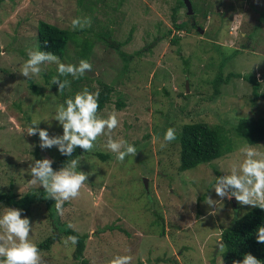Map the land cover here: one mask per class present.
Segmentation results:
<instances>
[{
    "label": "rangeland",
    "instance_id": "rangeland-1",
    "mask_svg": "<svg viewBox=\"0 0 264 264\" xmlns=\"http://www.w3.org/2000/svg\"><path fill=\"white\" fill-rule=\"evenodd\" d=\"M198 2L211 7L210 19H204L199 12L197 19L204 32L193 30L187 34L171 23L175 0H0V51L6 53L0 56V67L6 69H0L1 193L21 196L41 188L29 183V165L35 160L32 153L39 148V142L33 139L38 135H27V108L16 117L8 112L9 105L30 97L31 84L46 85L41 83L45 80L43 72L57 70L55 63H45L41 73L31 79L20 74L21 65L28 59L27 49H39V23L72 29V19L96 17L95 33L107 29L123 43L121 51L134 55L129 72H123L124 62L117 50L96 41L92 33L94 48L89 63L96 73L94 78L117 84L111 104L99 116L107 118L117 113L120 123L111 133L112 139L128 141L137 149V155L120 163L111 153L112 158L106 162L95 159L96 165L85 157L80 159L86 167L79 164L77 168L89 174L88 180L76 199L64 203V215L58 216L69 228L89 236L84 255L89 264H107L117 255L131 256V264H174L175 259L179 264H224V249L217 250L223 230L237 216L254 208L237 202L235 206L232 199L226 198L216 207L205 202L207 195L220 199L212 190L215 177H219L217 172L230 174L232 165L242 159L237 150L248 143L236 133L239 121L264 119V100H254L253 83L246 79L255 78L259 93H264V0H192L193 6ZM184 8L178 13L180 23L187 19ZM212 30L220 31L217 43L223 52L230 55L239 51L223 69L221 53L209 46L212 40H208V33ZM175 36L180 37L178 44L173 42ZM158 37L164 38L137 55ZM70 51L72 56L73 48ZM73 62L78 64L79 60ZM229 73H239L242 78L233 77L228 83L218 78ZM155 80L162 86L158 87ZM216 81L223 85L217 97ZM187 82L189 98L177 99L187 90ZM94 86L99 87L97 83ZM30 99L31 107L36 106V98ZM45 99L44 121L48 118L47 125L55 130L49 134L62 135V127L53 120L61 102L54 94ZM120 99L125 102L122 110L116 106ZM170 102L174 105L170 106ZM181 103L184 109L179 112ZM169 116L176 124V132L189 121L220 126L227 139L226 154L180 172V145L173 141L161 147ZM106 140L107 136L102 135L96 145L98 151L109 154L103 147ZM253 147L264 153V142ZM50 150H41L42 157L57 160L61 155L57 148ZM143 178L148 179L149 194ZM4 207L8 206L0 204V215ZM24 217L30 220V238L36 245L54 234L45 202L32 204L29 215L22 212ZM109 226L117 229L104 232ZM63 238L50 250L41 251L45 264H81L74 259L75 248L65 247Z\"/></svg>",
    "mask_w": 264,
    "mask_h": 264
},
{
    "label": "trees",
    "instance_id": "trees-1",
    "mask_svg": "<svg viewBox=\"0 0 264 264\" xmlns=\"http://www.w3.org/2000/svg\"><path fill=\"white\" fill-rule=\"evenodd\" d=\"M175 2L176 6L173 8V12L171 15V23L177 30H186L189 33L192 32V30L195 28L192 25V22L188 21L187 19V22H185L186 20L182 21L181 23L179 22L180 18L178 13L179 10L184 7L183 1L175 0ZM194 9L197 14L200 12L203 18L206 19L211 7H205V5H201L198 2L194 5ZM91 19L92 24L90 27H85L83 30L77 29L75 31H73L72 29H64L59 27L58 25L41 21L38 25L39 50L54 53L60 58L61 62L65 64L74 63L73 61L78 60H87L89 62L94 48V40L92 39L93 33L94 36L97 38L95 39L96 41L98 40L99 42L106 45V47H110L117 50V52L121 56L122 61L124 62V67L122 71L129 72V62L134 59V55H127L126 53L121 51L123 43L116 41L113 38L112 33L109 32L107 29L101 28L100 26L101 29L100 31H98L99 33H95V26L97 22L94 19H96V17H91ZM194 21L197 22V24L201 25V23L197 21V16L194 17ZM201 27L203 28L202 25ZM171 33L172 30H169L168 34L170 35ZM219 33H214L212 30V33H208L211 34L208 40H212V42H209L211 50H215L217 53H221V69H223V67L226 66L228 61L232 60V58L235 57L239 53V51H234L230 55H227L225 52H223L221 46L217 43V39L219 38V36H221V34ZM162 38L164 37L156 38L151 45L147 46L144 50L139 51L137 55L141 56L144 51L150 50L149 48L152 46H156ZM179 41L180 37L175 36L173 42L175 44H178ZM70 47L73 48L72 56L70 54ZM21 54L26 53L22 51ZM185 65H188L187 61H185ZM0 69L2 72L6 71L5 67H0ZM43 74L45 75V80L41 83H46V85L40 86L37 83H33L31 84V91H28V95L30 97L32 96L33 98H36L38 102L37 105L31 107L32 102L30 97L27 99L23 97V100L15 101L11 105H9L8 112L11 114V117H16L18 113L21 114L22 111L27 108L26 113L24 114L27 117L26 121L28 122V124L25 123V125L29 127L33 124V122H35L38 124L37 127H39L40 129H46L48 132L52 131V133H55V130L51 127V125H47L46 120L48 118H46L44 121V115L42 113L43 109L45 108H43L42 104L44 102L46 103L45 96H52V94H54L55 96L57 95L59 98L58 101L63 103L65 99L70 96H73L76 92L81 91L85 87L88 88L90 92L98 91V114L100 115L106 109V107L111 104L112 96L116 92L117 84H114V82L110 84L106 80L100 81L98 80V78H92L89 74L86 73L79 79H73L71 76L60 77L61 80H64L66 78L71 82L70 87L66 88L60 95L58 94L57 86L53 85L51 82L52 77L58 75L57 70H51L47 74L43 72ZM233 77L241 78L242 76L234 73H229L227 76H225L224 74H222V76H218L220 81H224V83H228ZM246 79L249 82L253 83L254 100H264V93H259L260 85L257 83L256 79L252 77ZM220 81H216L217 84L215 86V96L216 94H219L218 96H220L221 88L223 87L222 82ZM94 83L98 84V89H96ZM184 92L180 93L177 99L181 100V98L184 97L188 99L189 95L186 94L187 90L185 89ZM165 93L167 96H170V93L168 91H165ZM169 105L173 106L174 102H170ZM116 106L118 110H122L125 107V102L120 99L116 103ZM183 106L184 105L181 103V108H178L177 110L179 112H182V110L184 109ZM37 121H39L41 124ZM172 122L173 120L169 116L166 120L167 129L169 127L176 128V124ZM167 129H165V131ZM178 129V131L176 132L177 139L175 140V142L180 145L181 149V164L179 166L180 172H185L200 165L211 163L226 154L225 142L227 141V139L224 135L223 128H221L220 126H211L205 121H189ZM236 133L239 137L243 138L248 144L252 146L257 145L258 143H262L264 142V119L254 121L242 118L236 127ZM156 134H158V131H156ZM33 139L39 142L38 136H34ZM48 150L51 151L50 149ZM98 150L99 149H97V145L91 152H83L81 149L77 148V150L73 153V156L71 157H65L60 155L57 160H54L52 168L54 171H58L61 167H66L72 159L76 158H79V164H81L82 167H86L84 162L81 163L80 161V159L83 157L90 159L93 165H96L95 159L106 162L112 158L111 153L106 154ZM40 151L41 148L39 147L37 148L36 152L32 153V155L35 157V160L43 159ZM76 170L84 172L80 167ZM217 175L221 176L222 174L220 172H217ZM43 202L47 204L50 217L52 218L54 234L45 239L43 243L37 244L40 251L50 250L53 245L62 240L63 236H78L79 242L74 247V259L76 261H79L81 264H89V261L84 258L86 243L89 236L87 234H81L69 228L67 224H63L61 222L60 217L57 215L56 209L54 207L55 201L48 198L47 193L42 187L39 189H33L32 191L21 196H18L12 192H0V204L4 203L8 207L22 209V212L27 213L28 215L30 214V208L32 204H38ZM161 220L162 218H160V221ZM262 225H264V210H261L259 208H251L247 209L246 213L243 216H237L236 219L232 221L230 226L223 230L222 249H224V252L222 256L224 264H233V261H242L243 255L245 253H251L255 258L261 261V264H264V244L257 243L255 236L256 229ZM116 229L117 227L109 226L104 232H106L107 230L115 231ZM120 230L124 232L123 229L120 228ZM165 234L166 233L164 225L161 224V236H164ZM173 263L179 264V261L175 259Z\"/></svg>",
    "mask_w": 264,
    "mask_h": 264
},
{
    "label": "clouds",
    "instance_id": "clouds-1",
    "mask_svg": "<svg viewBox=\"0 0 264 264\" xmlns=\"http://www.w3.org/2000/svg\"><path fill=\"white\" fill-rule=\"evenodd\" d=\"M184 9L187 12V8ZM194 13L197 16L195 9ZM191 17L194 18V15ZM90 26L91 19L88 17H77L71 21L73 31ZM201 29L204 31L202 27ZM4 55L6 53L0 51V56ZM27 57L20 68V74L26 79L39 75L41 66L45 63L57 65L58 75L53 76L51 82L57 86L58 93H62L71 84L68 79L61 80L60 77L71 76L73 79H79L86 73L92 72V65L87 60H80L78 64H65L52 52L31 48L27 49ZM98 109L99 92H90L85 87L56 107L53 120L62 127V135L50 136L46 129H40L35 122L27 128V135H38L41 150L55 147L65 157L73 156L77 148L83 152H91L102 135L107 136L103 147L114 154L118 162L123 163L128 156H136L137 149L134 145L123 139H112L111 133L120 123L117 113L112 112L107 118H102L98 114ZM163 139L165 144L161 147L175 141L177 139L175 128L169 127ZM237 151L242 157L239 164L232 165L230 174L215 177L212 190L220 199L213 200L207 195L205 204L216 207L225 198L228 200L235 198V201L242 206L264 210V153L250 144H244ZM53 163L54 161L49 158L34 160L29 165L32 177L29 183L42 187L48 198L55 201L57 215L63 216L64 203L80 195V190L88 180L89 174L76 170L79 158L72 159L66 167H61L58 171L53 170ZM22 211V209L4 207L3 214L0 215V264H45L40 249L30 238L32 232L30 220L27 217L22 218ZM255 236L257 243L264 244V225L256 229ZM78 242V236L69 235L63 238L65 247L71 245L74 248ZM220 247L222 248L223 245L221 244ZM131 261L132 257L129 255H117L107 261V264H131ZM233 264H261V261L251 253H245L242 261H233Z\"/></svg>",
    "mask_w": 264,
    "mask_h": 264
},
{
    "label": "water",
    "instance_id": "water-1",
    "mask_svg": "<svg viewBox=\"0 0 264 264\" xmlns=\"http://www.w3.org/2000/svg\"><path fill=\"white\" fill-rule=\"evenodd\" d=\"M184 1V5L185 7L187 8V13L188 15L192 16L194 14V9H193V5H192V2L191 0H183ZM199 31H201V33H203L204 31L201 29V27L198 28ZM89 74L92 78H94L96 76V73L95 72H91V73H87ZM155 84L158 86V87H161L162 83L158 82L155 80ZM187 93L189 92V83L187 82ZM143 183H144V186H145V189L146 191L149 193V185H148V179L147 178H143ZM233 200V203L234 205L236 206V201H235V198L232 199ZM223 244V242H219L218 246H217V250L220 248V245Z\"/></svg>",
    "mask_w": 264,
    "mask_h": 264
},
{
    "label": "flooded vegetation",
    "instance_id": "flooded-vegetation-1",
    "mask_svg": "<svg viewBox=\"0 0 264 264\" xmlns=\"http://www.w3.org/2000/svg\"><path fill=\"white\" fill-rule=\"evenodd\" d=\"M213 3V2H212ZM220 11V10H219ZM185 15H186V17H187V20L188 21H190V22H192V25L195 27V30H197V31H199L198 30V27L200 26L199 24H197V22H195L194 21V18L193 17H191V16H189L188 14H187V12H186V10H185ZM196 15H194V17H195ZM207 19H210V16L208 15L207 16ZM187 20L185 21V22H187ZM197 21H198V19H197ZM183 32H187L186 30H183ZM187 34H189L188 32H187Z\"/></svg>",
    "mask_w": 264,
    "mask_h": 264
}]
</instances>
